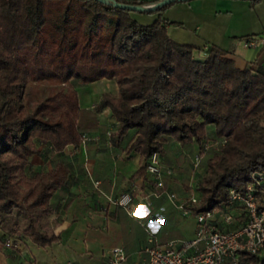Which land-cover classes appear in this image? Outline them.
Returning a JSON list of instances; mask_svg holds the SVG:
<instances>
[{
  "label": "trees",
  "instance_id": "obj_1",
  "mask_svg": "<svg viewBox=\"0 0 264 264\" xmlns=\"http://www.w3.org/2000/svg\"><path fill=\"white\" fill-rule=\"evenodd\" d=\"M130 13L95 0H0V215L23 217L19 237L40 248L59 240L47 217L68 171L60 163L27 175L28 161L40 145L61 153L83 143L79 86L102 79L117 85V95L103 93L95 111L106 108L116 121L113 141L132 133L129 151L144 163L132 180L151 185L145 164L169 143L213 150L197 183L196 214L223 209L230 188L243 190L252 173L264 172V50L239 69L216 45L200 52L174 43L164 20L145 25ZM239 264L264 259L241 252Z\"/></svg>",
  "mask_w": 264,
  "mask_h": 264
},
{
  "label": "crops",
  "instance_id": "obj_2",
  "mask_svg": "<svg viewBox=\"0 0 264 264\" xmlns=\"http://www.w3.org/2000/svg\"><path fill=\"white\" fill-rule=\"evenodd\" d=\"M147 16L152 22L157 17L164 20L167 34L174 43L194 46L200 52L216 45L234 60L239 69L255 63L264 50L259 40L250 47L244 45L245 39L264 32V0H186L172 2L163 11ZM96 83H102L106 91L103 90L95 102L83 99L76 89L80 107L78 126L89 140L76 147L68 146L61 153L52 152L48 145H40V155H34L36 159L27 167V175L46 173L60 163L67 168L65 183L51 198L47 217L48 229L58 235L59 240L40 248L25 237L6 234L0 226V240L11 235L23 243L19 251L0 248V264H108L107 252L115 247H123L133 264H141L146 258L144 248L150 238L158 245L172 242L177 247L180 241L195 237L197 222L193 211L199 205H191L192 215H183L165 193L159 198L149 196L145 199L151 186L144 177L131 179L144 164L138 154L129 151L132 133L118 143L113 141L117 133L116 121L106 108L95 111L103 93L117 95V85L114 81L102 79L82 86L83 93H92ZM207 133L212 137L213 127L209 126ZM42 151L46 156L55 157L56 162H36L42 157ZM195 153V144L172 142L160 155L164 168L172 171L173 175L164 179V185L175 195L176 203H186L192 194L195 196L197 183L204 175L206 154L194 173L192 157ZM127 192L132 195L134 217L127 215L123 207H116L108 201ZM149 200L152 204L147 206Z\"/></svg>",
  "mask_w": 264,
  "mask_h": 264
},
{
  "label": "built area",
  "instance_id": "obj_3",
  "mask_svg": "<svg viewBox=\"0 0 264 264\" xmlns=\"http://www.w3.org/2000/svg\"><path fill=\"white\" fill-rule=\"evenodd\" d=\"M256 40L264 46V32L260 36L245 39V47H250ZM82 139L83 142L89 140L85 135ZM221 145L222 143L218 144ZM208 149L209 146H204L201 153L194 155L192 160L194 173L199 169ZM145 170L151 180L150 194L145 199L149 196L159 198L165 193L171 204L182 210L183 215H192L191 205L197 206L200 201L192 194L186 203L175 202V195L168 192L164 185V179L171 177L172 171L164 168L158 154L150 156L145 164ZM227 197L228 202L223 209L197 214L194 212L197 231L192 240L180 241L176 247L172 242L164 246L158 245L150 238L144 248L146 258L141 264H239L241 252L264 259V172L252 173L243 190L230 188ZM131 200L132 195L127 192L108 201L116 207H123L128 212L127 215L134 217ZM151 204V200L146 203L147 206ZM22 247L21 239L11 235L0 240V248L8 251H19ZM107 256L108 264H133L126 257L123 247L110 248Z\"/></svg>",
  "mask_w": 264,
  "mask_h": 264
},
{
  "label": "rangeland",
  "instance_id": "obj_4",
  "mask_svg": "<svg viewBox=\"0 0 264 264\" xmlns=\"http://www.w3.org/2000/svg\"><path fill=\"white\" fill-rule=\"evenodd\" d=\"M130 15H131L130 17H132V19H134L138 23H141V24L143 23L145 25L152 23V20H150L147 16L148 14H146L144 12H141V13L131 12ZM199 56H201V55H199ZM76 89H78L79 95L82 96L83 99H85L87 101L90 100L91 102H95L96 99L99 97V95L102 93V91L105 90L106 88L103 86L102 83L101 84L96 83L95 87H93V89H94L93 92L89 93L88 95H85V93H83L84 89L82 86H79ZM31 90H32V88L28 89V91H27L28 96H31ZM49 90H50V88L48 87L47 84L39 87V91H40L41 95H44V96H45V94H47L49 92ZM208 132H209V128H208ZM166 148L168 149L169 147H166ZM44 153L45 152L42 151V154H41L42 157H40L38 160H35V161L36 162H43L45 164H46V162H49L48 164H51V162H56L55 157L51 156V154L50 155L47 154V156H46V154H44ZM195 154H197V153H195ZM194 155H193L192 159L194 158ZM213 155H214L213 150H210L208 152V154H206L203 162L204 161L207 162V160L209 158H211ZM34 158H35V156L32 157L28 162H34L33 161ZM206 162H205V164H206ZM44 170H47V169H44ZM32 173H34V172H32ZM28 174H29V172H28ZM191 183H192V181L190 182V185H192ZM195 198H197L200 201V193L198 191H196ZM24 224H26V222H25V219H23V217H21V218L17 217V216H15V214H12V215L8 214L6 216L0 215V226L6 230V234L19 236V229L22 228V226Z\"/></svg>",
  "mask_w": 264,
  "mask_h": 264
},
{
  "label": "water",
  "instance_id": "obj_5",
  "mask_svg": "<svg viewBox=\"0 0 264 264\" xmlns=\"http://www.w3.org/2000/svg\"><path fill=\"white\" fill-rule=\"evenodd\" d=\"M95 1H99L101 2V4H107V5H111V6H116V8L122 9V10H129L130 12H144V13H151V12H155L156 9H159L163 6H167L170 3H175V2H183L186 0H162V1H157L155 2V4L149 5V6H131L130 4H118L115 3V0H95ZM190 1V0H187Z\"/></svg>",
  "mask_w": 264,
  "mask_h": 264
}]
</instances>
